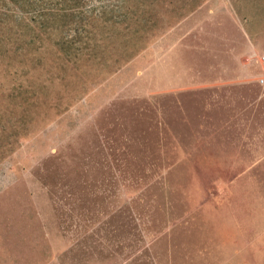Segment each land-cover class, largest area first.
Returning <instances> with one entry per match:
<instances>
[{"label": "rangeland", "instance_id": "374dc122", "mask_svg": "<svg viewBox=\"0 0 264 264\" xmlns=\"http://www.w3.org/2000/svg\"><path fill=\"white\" fill-rule=\"evenodd\" d=\"M263 54L264 0H0V264H264Z\"/></svg>", "mask_w": 264, "mask_h": 264}, {"label": "built area", "instance_id": "2783aa9c", "mask_svg": "<svg viewBox=\"0 0 264 264\" xmlns=\"http://www.w3.org/2000/svg\"><path fill=\"white\" fill-rule=\"evenodd\" d=\"M260 59H261V61H262L263 65H264V54H263V55H261ZM262 81H263V80H262Z\"/></svg>", "mask_w": 264, "mask_h": 264}]
</instances>
